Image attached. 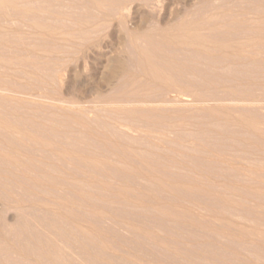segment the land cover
<instances>
[{"label":"rangeland","instance_id":"rangeland-1","mask_svg":"<svg viewBox=\"0 0 264 264\" xmlns=\"http://www.w3.org/2000/svg\"><path fill=\"white\" fill-rule=\"evenodd\" d=\"M0 264H264V0H0Z\"/></svg>","mask_w":264,"mask_h":264}]
</instances>
